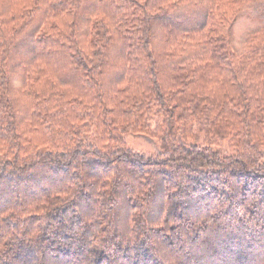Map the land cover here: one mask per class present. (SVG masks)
I'll return each mask as SVG.
<instances>
[{"label":"clouds","instance_id":"9594fccd","mask_svg":"<svg viewBox=\"0 0 264 264\" xmlns=\"http://www.w3.org/2000/svg\"><path fill=\"white\" fill-rule=\"evenodd\" d=\"M0 264H264V0H0Z\"/></svg>","mask_w":264,"mask_h":264}]
</instances>
